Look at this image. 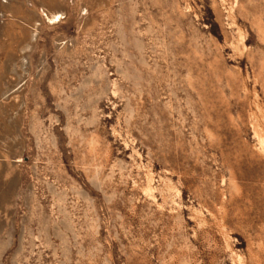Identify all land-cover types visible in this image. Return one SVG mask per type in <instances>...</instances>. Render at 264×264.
Segmentation results:
<instances>
[{
	"label": "rangeland",
	"instance_id": "374dc122",
	"mask_svg": "<svg viewBox=\"0 0 264 264\" xmlns=\"http://www.w3.org/2000/svg\"><path fill=\"white\" fill-rule=\"evenodd\" d=\"M0 264H264V0H0Z\"/></svg>",
	"mask_w": 264,
	"mask_h": 264
},
{
	"label": "bare ground",
	"instance_id": "6f19581e",
	"mask_svg": "<svg viewBox=\"0 0 264 264\" xmlns=\"http://www.w3.org/2000/svg\"><path fill=\"white\" fill-rule=\"evenodd\" d=\"M61 19V16L59 13H53L50 17H49V21L52 22V23H55L57 22L58 20Z\"/></svg>",
	"mask_w": 264,
	"mask_h": 264
}]
</instances>
